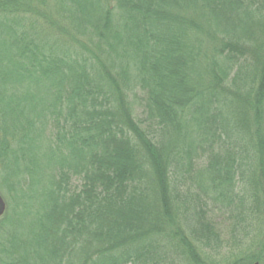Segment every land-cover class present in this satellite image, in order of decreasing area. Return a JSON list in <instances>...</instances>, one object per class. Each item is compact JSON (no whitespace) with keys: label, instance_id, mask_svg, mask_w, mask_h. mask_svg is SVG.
Returning a JSON list of instances; mask_svg holds the SVG:
<instances>
[{"label":"trees","instance_id":"16d2710c","mask_svg":"<svg viewBox=\"0 0 264 264\" xmlns=\"http://www.w3.org/2000/svg\"><path fill=\"white\" fill-rule=\"evenodd\" d=\"M0 171V264H264V0H0Z\"/></svg>","mask_w":264,"mask_h":264},{"label":"rangeland","instance_id":"374dc122","mask_svg":"<svg viewBox=\"0 0 264 264\" xmlns=\"http://www.w3.org/2000/svg\"><path fill=\"white\" fill-rule=\"evenodd\" d=\"M41 146L43 148V144ZM44 151H45V149H44ZM0 177L1 178L4 177L2 171H0ZM76 182L78 184V181L74 180V184H76ZM43 186H44V183H42V185L40 186V189ZM20 193H22V192H20ZM0 195H1V197L5 203L4 212L0 215V218H2L4 216L3 221L5 222V224L7 223L5 229H4V227L0 228V239H1L0 241H3V244L0 243V246L2 244L0 255L3 256L8 251V246H9V242L7 241L8 240V234H10V232L11 233L15 232L17 237L19 236L18 241L21 242L18 246L13 244V246L15 247V250L18 253H21L22 255L23 254H30L34 259H36L39 256H40V258H42L41 252H39V254L34 252L35 250H37L35 248L36 242L37 241L39 242L41 237L44 236V230L42 229V224L40 223L39 220L35 219L33 214H31L30 212L27 211L26 206L21 205L15 197H14V199L17 201L16 202V208L11 206L12 202L14 203V201H15L14 199L6 198L4 193L1 191H0ZM8 202H10V206H9ZM228 215H229V213L227 211V208L225 209V207H223L221 205H217V206L215 204L210 205L208 217L211 219L212 222H215V225L217 226L219 231H220V229L222 230V236H227V233H225L224 228H225V225H229L230 220L226 219V217H228ZM10 228L12 230H15V231H11ZM21 239L27 240V241L22 242ZM250 240H251V237L248 236L245 241L250 242ZM231 245H233L232 242H231ZM12 247H11V249H12ZM27 262L29 264L34 263L33 261H27ZM44 263L45 264H52V256H50V262L42 261V262H39L38 264H44Z\"/></svg>","mask_w":264,"mask_h":264},{"label":"water","instance_id":"95a60500","mask_svg":"<svg viewBox=\"0 0 264 264\" xmlns=\"http://www.w3.org/2000/svg\"><path fill=\"white\" fill-rule=\"evenodd\" d=\"M5 209V203L0 195V215L4 212Z\"/></svg>","mask_w":264,"mask_h":264}]
</instances>
